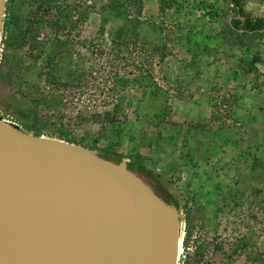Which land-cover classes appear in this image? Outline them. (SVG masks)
<instances>
[{
    "label": "rangeland",
    "instance_id": "1",
    "mask_svg": "<svg viewBox=\"0 0 264 264\" xmlns=\"http://www.w3.org/2000/svg\"><path fill=\"white\" fill-rule=\"evenodd\" d=\"M258 20L264 0H7L0 119L139 159L179 211L177 264H264Z\"/></svg>",
    "mask_w": 264,
    "mask_h": 264
},
{
    "label": "water",
    "instance_id": "2",
    "mask_svg": "<svg viewBox=\"0 0 264 264\" xmlns=\"http://www.w3.org/2000/svg\"><path fill=\"white\" fill-rule=\"evenodd\" d=\"M179 241L176 206L125 161L0 119V264H177Z\"/></svg>",
    "mask_w": 264,
    "mask_h": 264
},
{
    "label": "trees",
    "instance_id": "3",
    "mask_svg": "<svg viewBox=\"0 0 264 264\" xmlns=\"http://www.w3.org/2000/svg\"><path fill=\"white\" fill-rule=\"evenodd\" d=\"M239 25H240L239 21H236V20L233 21V28L237 29ZM243 27H244L243 29L247 32H258L259 30L263 29L262 27H264V22L261 20H258L254 23H250V22L246 21L244 23ZM48 65H51V62H49ZM49 79H50V74H49V72H47L46 80L48 81ZM34 136L40 137L41 135L39 132H37V133H34ZM100 156L103 158L109 159L115 163H118V162L122 161V159H123V157L120 154H116L114 151H109L106 154H103ZM127 166L131 171H133L135 173L145 172L147 174H150V172L142 165V162L139 159H137L135 162L128 163ZM159 196L161 198H163L166 202L173 204L172 201H170L165 196H163V195H159ZM188 240H189V233L186 232V235L183 238V248L184 249H186V247H187V244H188L187 241Z\"/></svg>",
    "mask_w": 264,
    "mask_h": 264
},
{
    "label": "flooded vegetation",
    "instance_id": "4",
    "mask_svg": "<svg viewBox=\"0 0 264 264\" xmlns=\"http://www.w3.org/2000/svg\"><path fill=\"white\" fill-rule=\"evenodd\" d=\"M144 182L154 191V193H156L157 195L159 194L152 185H150L149 183H147L145 180ZM160 195V194H159Z\"/></svg>",
    "mask_w": 264,
    "mask_h": 264
},
{
    "label": "bare ground",
    "instance_id": "5",
    "mask_svg": "<svg viewBox=\"0 0 264 264\" xmlns=\"http://www.w3.org/2000/svg\"><path fill=\"white\" fill-rule=\"evenodd\" d=\"M179 243L181 244V240L179 241ZM181 247V246H180ZM179 252H180V248H179ZM179 252H178V254H179Z\"/></svg>",
    "mask_w": 264,
    "mask_h": 264
}]
</instances>
